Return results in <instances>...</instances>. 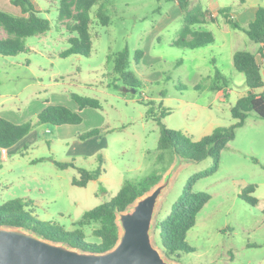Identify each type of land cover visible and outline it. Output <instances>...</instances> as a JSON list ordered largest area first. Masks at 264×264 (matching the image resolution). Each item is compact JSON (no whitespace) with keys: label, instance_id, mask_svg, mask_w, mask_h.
Wrapping results in <instances>:
<instances>
[{"label":"rangeland","instance_id":"obj_1","mask_svg":"<svg viewBox=\"0 0 264 264\" xmlns=\"http://www.w3.org/2000/svg\"><path fill=\"white\" fill-rule=\"evenodd\" d=\"M58 1H35L46 9L39 15L49 20L50 28L25 39L28 51L0 54V110H10L18 120L32 124L26 137L7 149L6 158L0 155V204L21 199L31 215L71 230L86 210L109 200L123 183L156 172L158 183L117 213L120 236L123 214L155 194L148 237L165 262L264 264V120L252 111L222 149L217 170L200 176L192 186L193 191L209 194L186 233L185 241L193 250L180 252L179 258L167 257L156 228L188 178L212 167L210 156L194 161L157 148L161 109L168 111L160 119L167 128L197 141L215 127L234 123L230 108L247 92L232 55L241 49L253 51L256 44L227 25L217 11L218 2L230 7L234 0H199L203 10L216 12L220 27L211 18L195 24V29L210 31L214 43L192 49L171 44L184 22L175 0H106L107 25L97 21V5L89 11L90 54L65 57L60 53L69 48L67 40L76 33L58 21ZM189 5L197 4L191 0ZM124 47L129 50L128 70L140 81L133 92L125 90L132 87L113 71V57ZM216 69L227 79L226 86L218 80L223 93L209 89ZM71 93L97 98L100 107L83 109L82 121L76 125L37 122L36 107L45 101L76 107ZM151 100L154 103L149 105ZM150 106L152 114L147 115ZM95 128L98 134L80 138ZM77 168L98 169L100 175L77 186L72 183L79 178ZM248 185L254 188L245 196L254 197L255 204L242 198ZM83 230L86 239L93 241L91 226Z\"/></svg>","mask_w":264,"mask_h":264},{"label":"trees","instance_id":"obj_2","mask_svg":"<svg viewBox=\"0 0 264 264\" xmlns=\"http://www.w3.org/2000/svg\"><path fill=\"white\" fill-rule=\"evenodd\" d=\"M184 13V22L179 31L178 38L172 41V45L181 48H198L214 43V37L210 31L193 29L195 24H203L209 13L200 5L190 7L191 0H175ZM106 0H59L58 15L59 22L66 24L70 33L76 36L68 38L69 48L60 53L65 57L71 54L88 56L91 52V35L89 32L90 15L92 6L97 5L95 16L102 25L109 23V17L104 12ZM11 3L21 10V15H13L0 9V28L4 36L0 37V54L3 56H15L21 52L28 51L25 39L29 36L43 34L50 28L47 18L39 15L31 0H11ZM230 7L219 9L224 20L234 29L244 32L250 40L259 45L258 53L264 56V7L258 6L254 18L245 25L240 24L230 14ZM140 56V51H135ZM109 58H112L109 56ZM233 67L244 75L247 92L238 97L230 108V113L235 122L229 126L215 127L209 134L197 141H191L179 131L167 128L161 118L167 114L166 109H161L159 118L160 134L157 148L170 151L182 158L199 161L207 156L212 159V167L209 170L194 174L188 178L182 193L173 202L170 212L156 224L158 229V240L163 253L171 258H179L180 252L193 250L185 241L187 231L195 224L196 215L202 206L208 201L209 194L204 191H193L194 182L200 177L214 172L218 168L220 154L227 143L235 136V129L242 126L249 112H254L264 120V74L260 64L256 61L255 53L241 49L236 50L232 56ZM129 50L124 47L113 57V71L118 74L123 84L135 88L140 81L128 70ZM222 80L226 86L227 79L220 70H215L211 79L209 89L218 90ZM220 80V81H221ZM199 87V84L196 85ZM262 89L261 92L254 90ZM70 97L76 102L78 110L61 104H46L37 114V122L54 126L63 124H79L82 121L80 111L83 108H99L100 101L97 98L71 93ZM48 102V101H45ZM151 100L149 105L153 104ZM152 106L147 110V115L152 114ZM32 128L29 121L15 123L0 116V149H9ZM99 133L98 128L85 132L80 138H88ZM60 167L72 165V163H57ZM79 178H74L72 183L77 186H85L90 180L97 179L100 175L98 169L87 170L77 168ZM159 175L154 172L150 175L127 181L109 200L86 210L81 218L72 223L71 230L64 229L59 225L42 221L31 215L23 207L26 202L21 199H10L0 204V227L19 228L28 230L36 236L54 242L66 244L81 252L105 253L112 249L120 238V227L117 222V213L124 211L136 199L149 191L159 181ZM248 185L243 190L242 198L255 204L254 197L245 196V193L253 190ZM91 226L93 241L86 239L83 228Z\"/></svg>","mask_w":264,"mask_h":264},{"label":"water","instance_id":"obj_3","mask_svg":"<svg viewBox=\"0 0 264 264\" xmlns=\"http://www.w3.org/2000/svg\"><path fill=\"white\" fill-rule=\"evenodd\" d=\"M154 202L155 194H149L123 214V232L117 244L101 254L65 247L19 228L0 227V264H170L149 242Z\"/></svg>","mask_w":264,"mask_h":264},{"label":"crops","instance_id":"obj_4","mask_svg":"<svg viewBox=\"0 0 264 264\" xmlns=\"http://www.w3.org/2000/svg\"><path fill=\"white\" fill-rule=\"evenodd\" d=\"M33 3H34V5H35V7L37 8V9H39V10H41V9H44V7H42V6H39L38 4H36V0H31ZM46 2L48 1V0H45ZM193 1H195V3L197 4V5H200L201 7H202V5H201V3H200V1L199 0H193ZM223 5H225L224 3H221V2H218V4H217V11H219V9H221V8H223V7H226V5L225 6H223ZM234 6V8H233V10H232V7ZM258 6H263L264 7V0H239V2L237 3L236 2V0H234V2L232 3V6H230V11H229V14L233 17V18H235L240 24H242V25H245V24H247L248 22H250L253 18H254V16H255V13H256V10H257V8H258ZM0 9H2V10H4V11H6V12H8V13H11V14H13V15H21V10H20V8L19 7H17V6H15V5H13L12 3H11V0H0ZM208 12H210L211 14V16H212V18L213 19H211V20H209V21H212V22H215L216 24H217V26H219L220 27V25H219V22H218V20H217V16H216V12L215 11H212V9L211 8H205ZM211 9V10H210ZM44 10H46V9H44ZM223 20H224V17H223ZM206 21H208V19L206 20ZM206 21H205V23H206ZM224 22L227 24V25H229L225 20H224ZM198 25H200V24H198ZM230 26V25H229ZM193 29H195V28H193ZM229 29H226V31H228ZM238 31H240V30H238ZM253 44H256V45H254V49H253V51H251V52H253V53H255V56H256V61L260 64V66H261V63H264V56H261L259 53H258V49H259V45L257 44V43H253ZM233 56V55H232ZM261 70H262V72H263V74H264V70L261 68ZM255 92H261L262 91V89H257V90H254ZM217 92L218 93H223V89H219V90H217ZM49 102H44V104H42V106L39 108V107H36L38 110H36L37 111V114H38V112L46 105V104H48ZM76 103V102H75ZM52 104V103H51ZM77 105V104H76ZM67 107H69V106H67ZM69 108H71L72 110H78V106H76V107H69ZM83 109H85V108H83ZM83 109L80 111V114L82 113V111H83ZM3 113H4V115H3ZM0 116H2V117H4V118H6V119H8V120H11V121H13V122H15V123H21V122H24V121H22V120H18V119H20V117H18V116H15L14 115V112H11L10 110H2V112H1V110H0ZM12 119H14V120H12ZM63 125H73V124H63ZM76 125V124H75ZM48 131V130H47ZM26 137V136H25ZM23 139V138H22ZM21 139V140H22ZM18 143V142H17Z\"/></svg>","mask_w":264,"mask_h":264},{"label":"built area","instance_id":"obj_5","mask_svg":"<svg viewBox=\"0 0 264 264\" xmlns=\"http://www.w3.org/2000/svg\"><path fill=\"white\" fill-rule=\"evenodd\" d=\"M262 67H263V65H261ZM261 67V68H262ZM264 68V67H263ZM0 155H1V157L4 159V158H6V156H7V149H5V148H1L0 149Z\"/></svg>","mask_w":264,"mask_h":264}]
</instances>
